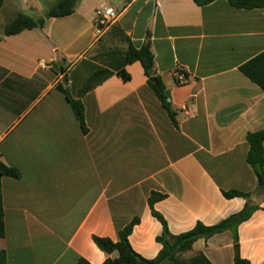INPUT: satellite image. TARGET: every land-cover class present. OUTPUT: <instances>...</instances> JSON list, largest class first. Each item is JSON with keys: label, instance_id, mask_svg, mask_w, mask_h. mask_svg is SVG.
Wrapping results in <instances>:
<instances>
[{"label": "crops", "instance_id": "1", "mask_svg": "<svg viewBox=\"0 0 264 264\" xmlns=\"http://www.w3.org/2000/svg\"><path fill=\"white\" fill-rule=\"evenodd\" d=\"M75 1L73 15L6 36L28 8L0 0V158L21 173L0 178V264H103L118 253L102 252L94 237L118 242L135 218L130 244L154 260L163 225L149 206L153 192L165 196L154 209L172 236L256 206L236 231L199 240L185 255L234 264L238 250L242 260L264 264V192L256 193L247 161V135L264 132V92L240 71L264 52V8L228 0ZM103 6L118 19L99 34L95 12ZM148 42L175 122L143 66H124L129 46ZM59 87L82 102L87 132ZM229 191L251 197L226 199Z\"/></svg>", "mask_w": 264, "mask_h": 264}, {"label": "trees", "instance_id": "2", "mask_svg": "<svg viewBox=\"0 0 264 264\" xmlns=\"http://www.w3.org/2000/svg\"><path fill=\"white\" fill-rule=\"evenodd\" d=\"M194 1L198 5L203 6L212 3L215 0ZM228 1L232 6L240 9L264 8V0ZM75 6V0H59L55 6L50 8L45 18H41L37 21L24 14H19L5 27L4 33L6 36H13L25 30L42 27L47 20L69 17L75 13ZM137 62L143 66L145 74L149 78V85L161 101L171 119L175 122V112L172 105L168 102L163 81L160 77L153 74L155 60L149 42L143 45L140 49L135 48L133 45L129 46L128 51L125 54L124 66ZM240 71L264 92V52L241 66ZM118 75L122 77L124 81H130L131 79V76L125 69L119 70ZM58 89L67 95L68 101L70 102L74 114L83 131L87 132L84 106L82 102L71 98L61 87ZM247 141L250 145L247 161L253 168L258 181L256 193H261L264 192V132L249 133L247 135ZM2 176L19 179L21 173L19 170L7 166L0 158V178ZM223 195L226 199L243 198L249 200L251 197V194H246L240 191L223 192ZM164 199V195L153 192L148 201L153 216L163 225V234L157 239L163 247L159 256L154 260H147L133 250L129 238L132 235L134 228L140 223V220L135 218L119 232L118 242H113L110 239L94 237L95 244L102 252L107 255H112L115 252L118 253V258L108 259L103 264H211L203 254H197L196 256L190 258L187 262H179L176 255L191 252L194 244L199 240H208L215 235L222 234L226 231H236L237 228L241 224L247 222L258 209L256 206L247 204L242 212L231 216L215 226L208 227L199 222L191 231L178 236H172L168 230L166 220L154 209V205ZM3 216L4 213L0 184V236H3L4 234ZM236 244H238L237 239ZM78 264L90 263L82 259L78 262ZM234 264H250V262L242 260L237 250Z\"/></svg>", "mask_w": 264, "mask_h": 264}, {"label": "built area", "instance_id": "3", "mask_svg": "<svg viewBox=\"0 0 264 264\" xmlns=\"http://www.w3.org/2000/svg\"><path fill=\"white\" fill-rule=\"evenodd\" d=\"M97 32L101 34L105 28L113 25L118 19V13L113 7L103 6L96 10ZM178 81L184 83L187 79L184 75L178 74Z\"/></svg>", "mask_w": 264, "mask_h": 264}, {"label": "rangeland", "instance_id": "4", "mask_svg": "<svg viewBox=\"0 0 264 264\" xmlns=\"http://www.w3.org/2000/svg\"><path fill=\"white\" fill-rule=\"evenodd\" d=\"M16 7H20L22 5V0H7L8 3L12 2ZM56 0H33L37 8L35 10H32L28 4L27 0H23V2L26 4L28 8V14L33 19H38L40 15H44L48 9H50V3ZM176 258L179 262H187L189 259L185 254H178L176 255Z\"/></svg>", "mask_w": 264, "mask_h": 264}, {"label": "water", "instance_id": "5", "mask_svg": "<svg viewBox=\"0 0 264 264\" xmlns=\"http://www.w3.org/2000/svg\"><path fill=\"white\" fill-rule=\"evenodd\" d=\"M154 81V80H153Z\"/></svg>", "mask_w": 264, "mask_h": 264}]
</instances>
